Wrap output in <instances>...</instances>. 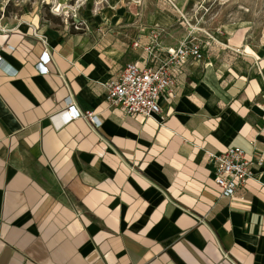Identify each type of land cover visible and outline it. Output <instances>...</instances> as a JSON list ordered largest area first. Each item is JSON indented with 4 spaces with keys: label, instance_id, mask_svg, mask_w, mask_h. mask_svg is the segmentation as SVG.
Listing matches in <instances>:
<instances>
[{
    "label": "crops",
    "instance_id": "0c3cea01",
    "mask_svg": "<svg viewBox=\"0 0 264 264\" xmlns=\"http://www.w3.org/2000/svg\"><path fill=\"white\" fill-rule=\"evenodd\" d=\"M188 2L106 0L75 30L31 12L0 23V264H264V77L242 35L181 66L157 116L106 102L103 85L146 58L134 42L192 35ZM67 97L97 123L68 120ZM231 147L263 162L222 199L208 154Z\"/></svg>",
    "mask_w": 264,
    "mask_h": 264
},
{
    "label": "built area",
    "instance_id": "2783aa9c",
    "mask_svg": "<svg viewBox=\"0 0 264 264\" xmlns=\"http://www.w3.org/2000/svg\"><path fill=\"white\" fill-rule=\"evenodd\" d=\"M162 34L163 30L155 27L150 31L147 44L142 46L137 41L134 42L132 48H141L146 58L127 63L116 79L103 85L106 102L110 108L118 107L126 116L132 118L147 119L157 116L161 111V100L174 92L179 68L190 61H203V46H207V43L191 35L174 49H162ZM161 53H165L167 57L162 59ZM48 60L49 54L44 51L36 65L38 71L48 72ZM0 68H7L1 55ZM65 105L68 120L81 118L97 123L92 113H79L70 97L65 99ZM208 158L215 164L213 181L222 199L233 198L238 189L244 188L250 179L255 178L250 166H261L263 162L262 157L247 158L238 147L228 148L220 154H208Z\"/></svg>",
    "mask_w": 264,
    "mask_h": 264
},
{
    "label": "rangeland",
    "instance_id": "374dc122",
    "mask_svg": "<svg viewBox=\"0 0 264 264\" xmlns=\"http://www.w3.org/2000/svg\"><path fill=\"white\" fill-rule=\"evenodd\" d=\"M105 1L0 0V23L8 25L31 12L46 25L75 30L82 27L88 12L104 11ZM188 9L190 15L184 14L182 22L193 37L208 44L220 34L242 35L247 53H257L264 77V0H189Z\"/></svg>",
    "mask_w": 264,
    "mask_h": 264
}]
</instances>
